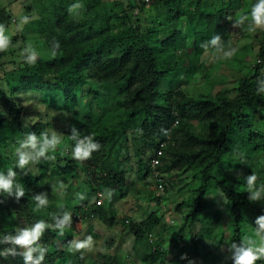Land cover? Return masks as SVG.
<instances>
[{"label":"trees","instance_id":"16d2710c","mask_svg":"<svg viewBox=\"0 0 264 264\" xmlns=\"http://www.w3.org/2000/svg\"><path fill=\"white\" fill-rule=\"evenodd\" d=\"M32 2L37 17L27 26L35 28L45 40L49 57L37 58L34 64L24 60L22 66L4 73V79L12 96L41 92L44 103L67 113L69 120L55 151L46 153L54 159L41 157L35 162L37 173L32 172L30 164L20 169L16 166L18 156L14 151L25 138H16L14 127L21 125L24 111L0 90V173L7 175L8 169L12 168L17 173L15 183L24 189V197L19 201L14 194L0 193V240L43 220L50 227L39 241L47 249L42 264H74L76 256L68 250L73 241L72 232L69 234L71 230L65 228L61 235L49 219L58 212L63 216L67 212L70 216H80L82 222L98 217L108 227H113L117 223L115 199L126 195L128 172L126 168H120V157L123 151L128 152L132 140L141 145L137 155L139 170L144 172L145 178L152 177L151 160L160 144L165 142L159 168L165 190L168 182L164 174L170 175L173 170H177V176L192 172V182L200 184L196 189H189V197L177 206L179 213H186L183 226L178 227L173 237L174 241L180 242L173 249L165 248L166 237L162 232L155 234L162 219L158 212H150L141 221L132 217H128L127 222L122 220L134 237L133 250L143 264H189V261L204 264L206 252L201 246L208 240L210 246L219 251L224 230L218 217L214 228L203 222L197 235L190 238L181 235L186 222H201L211 186L222 191L228 202L230 244L235 242L239 246L247 238L258 244L260 239L256 229L259 225H250V218L264 215V201L248 199L251 192H248L247 180L222 177L221 174L225 163L237 170L244 166L236 158L240 153L237 151L238 137L253 152L264 156V131L255 127L253 118L246 112L248 105L260 94L259 89L264 87V42L253 74L238 81L237 94L233 97H229V90L215 95L190 96L182 89L185 79L178 80L174 88L172 85L188 68L181 61L180 53L189 51L190 41L194 42V47L190 48L193 50L190 65L196 66L202 58L197 45L211 44L214 36L219 40L226 36L225 24L233 0H229L227 8L223 3L216 6L214 0H164L168 15L172 14L171 22L168 25L151 24L145 30L133 22L129 14L114 11L105 0ZM76 3L83 7L70 13L69 6ZM170 24L174 29L162 38L161 34L169 30ZM57 42L59 49L55 47ZM3 55L0 51V57ZM189 73L194 74L195 70L192 68ZM165 82L171 85L167 90L162 89ZM188 121L206 122L212 125L211 130L193 131ZM33 133L41 140L43 135L53 138L41 123L33 126ZM89 135L101 145L100 149L93 152L90 159H75L72 153L76 142ZM145 148L152 151L148 159L144 158ZM128 159L125 157L127 163ZM91 169L97 175L88 177L89 192L85 194L80 190L73 198H96L99 192L105 194L111 190L110 203L107 205L104 198L101 206L86 200L69 206V192L77 176L84 172L91 175ZM259 173L264 179V168ZM258 180L253 191H256ZM152 182L154 185V179ZM60 188L68 196L66 202H51L37 208L35 195H44L48 199ZM152 199L160 202L162 197L154 195ZM11 246L0 243V251ZM233 251L230 250L227 264H234ZM17 252L21 249L17 248ZM80 261L83 263L85 257L81 256ZM115 263L123 264L118 257L112 256H107L103 264ZM0 264H24V261L19 255L0 256ZM256 264H264V259Z\"/></svg>","mask_w":264,"mask_h":264},{"label":"rangeland","instance_id":"374dc122","mask_svg":"<svg viewBox=\"0 0 264 264\" xmlns=\"http://www.w3.org/2000/svg\"><path fill=\"white\" fill-rule=\"evenodd\" d=\"M110 7L119 14H129L133 22H136L142 30H145L148 25L169 24L172 20V14L168 15L166 4L164 0H105ZM196 2V0H194ZM251 1V0H250ZM255 0L248 2V0H233L230 4L228 22L225 24L226 36L219 40L220 44L224 46L225 50L229 48L237 49L235 55L229 59L221 58L222 52H217L216 48L206 42L200 43L198 49L202 58L198 61L196 66L190 65L193 56L194 42H189V51L181 52L180 59L187 64L188 68L185 73L178 76L173 81V88L180 79H185L182 86L190 96L199 97L201 95L213 94L219 91L229 90V97L235 96V87L238 81L244 77L253 74V67L259 61V51L264 42V30L257 29L255 32H249L248 27L251 24V9L257 3ZM216 6L224 4L227 8L229 0H214ZM139 7V9H138ZM32 0H0V23H3L6 28V35L10 39V44L7 50L2 51L4 55L0 57V90H4L10 98L23 108L24 115L21 125L14 127L16 138L19 136L26 139L29 133H33V126L36 123H41L45 129L55 136L58 141L62 140L65 130L68 127L69 116L67 113L58 110L51 105L44 103L43 94L41 92H23L18 95H11V92L4 79V73L11 72L17 67L22 66L25 60L23 54L26 46L30 45L35 49L37 58L45 59L49 57V50L45 40L38 35L35 28L28 27L37 17L33 9ZM29 17L28 23H21L22 17ZM240 16H248L249 19L239 26H233ZM169 30L161 34L162 38H166L167 33H170L174 28L169 26ZM201 44H206V48H202ZM195 73H189L191 69ZM171 86L165 82L162 86L163 90H167ZM178 89L175 88V91ZM246 112L252 117V123L257 129L264 131V95L260 93L258 97L248 105ZM190 129L196 132H209L211 130L210 124L206 122L188 121ZM237 151L240 152L236 156L238 161L243 162L244 166L241 169L229 163H225L222 167V177L235 178L247 180L251 174H255L260 178L259 173L264 168V156L253 152L251 147L243 143V139L238 137ZM144 148V146L142 145ZM141 145L130 141L128 152L123 151L120 157V168H126L127 185L125 187L126 195L119 197L120 192L117 193L114 208L117 212V223L113 227H108L98 217L86 219L80 222L74 215L64 228L71 230L73 240H83L87 236L93 237V246L90 250L70 251L76 257L74 264H103L107 256L118 257L123 264H143L139 256L134 252V237L124 225L122 220L132 217L136 220H144L150 212H158L162 215L159 227L155 231L158 235L160 232L166 237L165 248L173 249L180 240L174 241L173 237L178 231V227L183 226L185 221V213H179L177 206L182 201L189 197V189H196L199 187V182H192V172L177 176V170H173L170 175L164 174L166 183L168 182L167 190L162 193H157L153 189V179L151 175L144 177V172L139 170V157L137 155ZM146 149V148H145ZM17 149H15L14 153ZM152 156V151L146 149L145 159ZM128 157V163L125 160ZM125 160V161H124ZM30 169L33 173L38 172L35 162L30 163ZM248 169H250L248 173ZM92 174L81 173L77 176L74 186L70 190L71 200L69 206L83 203L85 200L92 204L95 197L78 199L75 197L80 190H84L85 194L89 192L87 189L88 177L94 178L97 175L95 170L91 169ZM264 179L258 180L256 191H260V199L264 201ZM188 184V186H187ZM162 197L160 202L152 199L153 196ZM61 188L55 192L52 197H49V203L60 204L67 201ZM106 204L110 203V193L105 192ZM207 207L204 209L200 221L196 224L186 222L182 229L181 235L185 238H190L192 235H197L203 227V222L209 223L211 228H214L216 221L219 219L224 235L219 251L210 246L209 240L202 246V250L206 252L204 264H227L230 252V209L224 193L216 190L213 186L210 187L208 196L206 197ZM56 217V219H54ZM218 217V219H217ZM63 215H53V219H49L52 225H56L57 220H62ZM130 219V218H129ZM257 218H250V225L256 226ZM127 222V221H126ZM249 225V227H251ZM217 228L213 230L216 232ZM264 237V234L259 236V239ZM182 238V237H181ZM180 238V239H181ZM23 250L21 249V252ZM213 252L210 254V252ZM81 256L85 257V261H80ZM117 264V263H115Z\"/></svg>","mask_w":264,"mask_h":264},{"label":"clouds","instance_id":"9594fccd","mask_svg":"<svg viewBox=\"0 0 264 264\" xmlns=\"http://www.w3.org/2000/svg\"><path fill=\"white\" fill-rule=\"evenodd\" d=\"M83 5L80 3L72 4L69 6V12L73 13L76 9L82 8ZM251 24L248 27L249 32H255L257 29L264 30V0H258V2L251 9ZM249 19L248 16H240L235 24L239 26ZM29 17L25 16L21 18V23H28ZM6 28L3 23H0V51L7 50L10 39L5 34ZM211 45L216 48L217 52H222L223 56L221 58L229 59L233 57L237 51L235 48L224 49V46L220 44L219 37L214 36L211 41ZM56 49H59V42L55 45ZM202 48H206V44H201ZM25 56V62L29 64H34L37 60V53L34 48L30 45L26 46L23 52ZM56 53L53 54V57ZM258 93H264V87L260 88ZM59 145L58 139L53 136L49 139L46 135H43V139H38L34 133H29L24 141L20 143V147L16 150V155L18 156L17 167L20 169L26 168L30 163L38 162L41 157L46 159H54V157L46 156L50 150L55 151ZM101 145L95 142L94 137L89 135L85 136L83 140L77 141L73 149V157L77 160H87L91 158L93 152L98 151ZM26 174V173H25ZM17 173L9 168L7 175L0 173V193H7L8 195H15L17 201L21 197H24V189L20 184L15 183V177ZM257 176L251 174L247 177V189L251 192L248 197L250 201L257 200L260 198V191H253L256 185ZM264 187V185H262ZM111 193V190H110ZM82 200L83 196H79ZM35 201L37 202V208L45 207L48 204V200L44 195H35ZM56 219V217H54ZM71 216L69 213L65 212L62 220H57L55 227L59 229L60 234L63 235L64 226L69 223ZM256 224L259 228L256 229V236H260L264 232V215L260 216L256 220ZM45 221H37L30 227L21 228L17 231L16 235H6L0 240V243H7L12 245L11 247L5 248L0 251V256L15 257L17 255L22 256L24 264H42L45 258L47 249L40 245L39 241L44 235L45 230L49 228ZM93 237L87 236L83 240H73L69 245V251H80V250H90L93 246ZM17 248L22 249V252H17ZM230 250L233 251V261L234 264H256V261L264 259V237L261 238L260 242L257 244L256 241L247 238L242 240L241 244L238 246L235 242L230 244ZM34 254H36L34 256ZM182 259L186 257H181ZM189 264H192L189 261Z\"/></svg>","mask_w":264,"mask_h":264},{"label":"built area","instance_id":"2783aa9c","mask_svg":"<svg viewBox=\"0 0 264 264\" xmlns=\"http://www.w3.org/2000/svg\"><path fill=\"white\" fill-rule=\"evenodd\" d=\"M149 1V0H147ZM166 146V143L163 142L160 144L159 148L157 149L155 155L153 156L152 160H151V172H152V177L155 181L154 185H153V189L155 192L162 193L165 190V186H164V179H163V174L160 171V166L162 165V157L164 156V147ZM104 198H105V194L99 192L94 200V202L98 205H104ZM75 218H78L77 220H79L80 222H82V219L80 216H76ZM151 241L153 240L152 235H150Z\"/></svg>","mask_w":264,"mask_h":264},{"label":"crops","instance_id":"0c3cea01","mask_svg":"<svg viewBox=\"0 0 264 264\" xmlns=\"http://www.w3.org/2000/svg\"><path fill=\"white\" fill-rule=\"evenodd\" d=\"M183 237V236H182Z\"/></svg>","mask_w":264,"mask_h":264}]
</instances>
